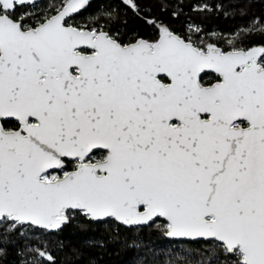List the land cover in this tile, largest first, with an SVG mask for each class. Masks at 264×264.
Returning a JSON list of instances; mask_svg holds the SVG:
<instances>
[{
    "label": "snow or ice",
    "instance_id": "1",
    "mask_svg": "<svg viewBox=\"0 0 264 264\" xmlns=\"http://www.w3.org/2000/svg\"><path fill=\"white\" fill-rule=\"evenodd\" d=\"M89 4L37 14L40 0H0V240L77 218L115 224L118 240L162 218L164 236L204 242L183 264H264V44L244 46L264 20L227 51L153 19L154 38L124 42L105 25L120 23V5L139 13L136 0L103 25L74 23Z\"/></svg>",
    "mask_w": 264,
    "mask_h": 264
},
{
    "label": "trees",
    "instance_id": "2",
    "mask_svg": "<svg viewBox=\"0 0 264 264\" xmlns=\"http://www.w3.org/2000/svg\"><path fill=\"white\" fill-rule=\"evenodd\" d=\"M139 13L120 5V23L113 24L106 30L118 28L120 39L124 42L132 36L154 38L153 29L145 24V19H153L158 24L168 26L177 34H188L199 43H214L223 50H230L227 43L236 33L249 25L253 19L264 20V0H243V12L225 11L229 3L236 0H136ZM59 0H40V6L34 9L37 14L50 10ZM120 0H90V4L76 15L74 23L92 26L96 17L102 25L110 17L107 9L116 8ZM100 10L99 12L97 10ZM206 9V10H205ZM29 9L20 8L19 12ZM115 16V12L112 14ZM264 44V36L253 34L245 41L244 46ZM81 219L73 220L72 224L58 233H43L35 230V235L10 237L7 241L0 240V264H32L35 253L27 249L46 250L52 257L51 264H136L138 256L148 255L152 264H183L179 253L166 249L167 245L175 244L192 253L194 260L201 259L200 252L204 242L168 241L164 238L161 227L163 221L157 220L152 228L140 231L118 230V240L113 239L117 233L115 224H99L92 227H79ZM135 240L140 249H130L124 246L125 241ZM101 244L103 246H101ZM151 249L155 252L153 257ZM49 264V262H45Z\"/></svg>",
    "mask_w": 264,
    "mask_h": 264
},
{
    "label": "rangeland",
    "instance_id": "3",
    "mask_svg": "<svg viewBox=\"0 0 264 264\" xmlns=\"http://www.w3.org/2000/svg\"><path fill=\"white\" fill-rule=\"evenodd\" d=\"M177 243V242H176ZM166 249H168L171 252L179 253L182 259H184L185 256H187L188 259H193L192 256H188V252L184 250L181 246L175 244L173 246L167 245Z\"/></svg>",
    "mask_w": 264,
    "mask_h": 264
},
{
    "label": "water",
    "instance_id": "4",
    "mask_svg": "<svg viewBox=\"0 0 264 264\" xmlns=\"http://www.w3.org/2000/svg\"><path fill=\"white\" fill-rule=\"evenodd\" d=\"M160 220H162V218H159ZM166 239H168V240H172V241H188V240H184V239H174V238H168V237H166V236H164ZM191 242H195V241H191Z\"/></svg>",
    "mask_w": 264,
    "mask_h": 264
},
{
    "label": "flooded vegetation",
    "instance_id": "5",
    "mask_svg": "<svg viewBox=\"0 0 264 264\" xmlns=\"http://www.w3.org/2000/svg\"><path fill=\"white\" fill-rule=\"evenodd\" d=\"M160 220V219H159ZM162 221V220H161ZM41 231V230H40ZM165 238V237H164ZM166 239V238H165ZM166 240H168V239H166ZM168 241H172V240H168ZM174 242H177V243H179V242H191V241H174ZM202 242V241H201ZM194 243V242H193Z\"/></svg>",
    "mask_w": 264,
    "mask_h": 264
}]
</instances>
